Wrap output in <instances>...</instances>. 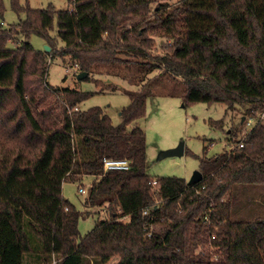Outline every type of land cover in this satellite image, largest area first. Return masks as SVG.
<instances>
[{
  "label": "trees",
  "instance_id": "trees-1",
  "mask_svg": "<svg viewBox=\"0 0 264 264\" xmlns=\"http://www.w3.org/2000/svg\"><path fill=\"white\" fill-rule=\"evenodd\" d=\"M152 2L67 0L56 10L10 0L24 18L0 24V264H264V121L255 118L264 110V0H181L151 12ZM33 34L49 52L32 47ZM154 38L170 41L164 53L152 52ZM61 56L83 80L139 87L126 91L119 124L98 106L77 107L93 93L47 84L48 61ZM165 83L171 90L155 92ZM155 94L242 113L228 150L203 149L193 185L151 177L145 134L128 129ZM244 117L256 119L247 132ZM105 159L130 167L105 171ZM84 177L83 205L107 206L108 219L81 237L62 185Z\"/></svg>",
  "mask_w": 264,
  "mask_h": 264
},
{
  "label": "rangeland",
  "instance_id": "rangeland-1",
  "mask_svg": "<svg viewBox=\"0 0 264 264\" xmlns=\"http://www.w3.org/2000/svg\"><path fill=\"white\" fill-rule=\"evenodd\" d=\"M180 1L154 0L150 10L152 12L164 6L172 8ZM1 2L3 12L0 15V24L3 27L14 25L19 19L24 18V14H17L11 9L10 0H1ZM19 4L22 7L28 5L32 9H42L48 4H52L56 10L68 8L67 0H19ZM129 23L127 27L131 26ZM49 34L51 37H56L55 20L53 30ZM17 40L22 41L23 38L20 37ZM169 42L165 38H154L152 52L164 53ZM29 43L36 50H44V40L35 34L29 37ZM13 44L10 43V47H13ZM61 47L62 43L58 41L57 51H60ZM78 74V67L70 64L69 57L61 56L48 61L45 80L53 88H69L93 93L77 107L80 110H87L98 106L109 116L113 125L119 124L120 110L129 103L126 91H137L139 87L120 78L109 76H90V80H78ZM156 74L157 72H154L150 77ZM158 85L159 88L155 90L157 93L161 90L163 92L171 90L169 83ZM182 104L179 96L155 94L146 100L144 117L128 126V129L139 127L145 134L148 174L153 178L178 177L188 182L193 172L200 168L199 158L202 157L204 148H206V157L222 153L230 148L227 140L228 132L232 126L239 123L242 117L240 111H227L224 105L218 103H191L187 106ZM255 118L259 119V114H256ZM219 120H223L221 128L210 123ZM242 121L244 124L240 125V129L242 132H247L256 119L248 120L244 117ZM181 142L184 143V150L196 157L185 152L178 157H161L164 151L175 148ZM91 181V177H84L79 183L65 182L62 185L63 197L81 213L77 224L81 237L93 228L96 220L108 219L107 206L90 209L83 205L85 194L78 193V188L80 186L86 189ZM246 193L248 194L249 191ZM153 228L157 230L158 226L155 225Z\"/></svg>",
  "mask_w": 264,
  "mask_h": 264
},
{
  "label": "built area",
  "instance_id": "built-area-1",
  "mask_svg": "<svg viewBox=\"0 0 264 264\" xmlns=\"http://www.w3.org/2000/svg\"><path fill=\"white\" fill-rule=\"evenodd\" d=\"M75 67H77V66H75ZM259 119L264 121V110L261 113H259ZM238 146L239 147L243 146L242 141H240L238 143ZM102 165H103V169L105 171H126L130 167L129 166L130 164L128 161H126V160H114V159H105V160H103ZM155 183H156L155 181L152 182L153 185H155ZM85 192H86V189L79 186L78 193L85 194ZM145 214H147V210L143 211V215H145ZM126 219L127 218H120V219H118V221L125 222Z\"/></svg>",
  "mask_w": 264,
  "mask_h": 264
},
{
  "label": "water",
  "instance_id": "water-1",
  "mask_svg": "<svg viewBox=\"0 0 264 264\" xmlns=\"http://www.w3.org/2000/svg\"><path fill=\"white\" fill-rule=\"evenodd\" d=\"M44 51L49 52L50 48L47 45H44ZM85 72H81L78 74L77 79L82 80L86 77ZM184 154V143H179L175 148L166 150L161 154V157H172V156H182ZM202 179V174L199 170L194 171L190 180L187 182L188 185H193L199 182Z\"/></svg>",
  "mask_w": 264,
  "mask_h": 264
},
{
  "label": "crops",
  "instance_id": "crops-1",
  "mask_svg": "<svg viewBox=\"0 0 264 264\" xmlns=\"http://www.w3.org/2000/svg\"><path fill=\"white\" fill-rule=\"evenodd\" d=\"M62 195H63V190H62ZM126 220H128V218Z\"/></svg>",
  "mask_w": 264,
  "mask_h": 264
}]
</instances>
